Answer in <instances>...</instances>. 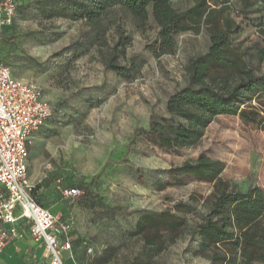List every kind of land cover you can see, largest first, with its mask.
I'll return each instance as SVG.
<instances>
[{"label":"rangeland","instance_id":"374dc122","mask_svg":"<svg viewBox=\"0 0 264 264\" xmlns=\"http://www.w3.org/2000/svg\"><path fill=\"white\" fill-rule=\"evenodd\" d=\"M39 0H17L11 24L0 23V62L13 74L40 86L55 107L54 115L37 129L29 145V174L43 192L58 195L75 219L70 231L78 264H213L208 252L189 235L167 242L160 252L142 235H131L140 215L176 211L188 202L193 211L179 212L189 226L203 220L213 182L170 171L201 153L221 160L220 176L231 186L264 191V128L239 115H219L190 147L162 148L150 132L152 115L169 117V96L188 83L191 57L207 51L206 23L175 36L173 51L159 53V25L149 8L141 19L112 4L98 21L51 16ZM185 10L195 0H171ZM230 0L226 14L240 26L232 37L249 67L264 71V0ZM213 6L219 7L215 0ZM127 37L122 49L114 46ZM111 56L139 67L118 76L107 67ZM253 104L261 107L257 100ZM78 185V200L64 199L56 186ZM41 192V195H43ZM194 197L195 199H193ZM59 209H53L58 211ZM255 264H264L256 262Z\"/></svg>","mask_w":264,"mask_h":264},{"label":"trees","instance_id":"16d2710c","mask_svg":"<svg viewBox=\"0 0 264 264\" xmlns=\"http://www.w3.org/2000/svg\"><path fill=\"white\" fill-rule=\"evenodd\" d=\"M215 1L219 7L210 0H195L185 10L173 7L171 0H39L38 5L51 16L91 22L98 21L112 4L125 7L141 19L147 18L151 8L160 27L156 44L159 53L174 50L178 33L203 23L208 25L209 47L189 59L188 83L167 100L169 117L160 121L152 115L150 122V132L160 147L179 148L200 141L206 127L219 115H239L244 122L264 128V71L256 73L249 67L233 44L232 37L240 32V26L226 14L230 0ZM261 29L264 33V24ZM126 41L127 37L121 35L114 49H122ZM259 55L264 57V46L259 47ZM107 67L127 78L139 64L133 58L129 66L122 65L111 56ZM254 100L261 107L253 104ZM223 169L221 160L201 153L195 160L185 161L170 171L172 180L177 182L182 176L213 182L202 221L189 226L179 212L188 213L194 208L188 202H179L176 211L143 213L130 234L142 235L145 244L158 252L167 242L189 235L199 243V252L209 253L213 264L264 262V191L255 185L245 190L231 186L220 176ZM38 186L33 189L36 197Z\"/></svg>","mask_w":264,"mask_h":264},{"label":"built area","instance_id":"2783aa9c","mask_svg":"<svg viewBox=\"0 0 264 264\" xmlns=\"http://www.w3.org/2000/svg\"><path fill=\"white\" fill-rule=\"evenodd\" d=\"M16 11V0H0V23L11 24ZM54 113L53 103L40 86L16 77L0 62V254L11 241L23 237L27 227L33 239L44 242L51 264H65L62 253L72 249L70 231L75 219L54 214L40 203L29 174L33 133ZM57 182L70 202L84 194L81 187L60 186L61 179Z\"/></svg>","mask_w":264,"mask_h":264},{"label":"crops","instance_id":"0c3cea01","mask_svg":"<svg viewBox=\"0 0 264 264\" xmlns=\"http://www.w3.org/2000/svg\"><path fill=\"white\" fill-rule=\"evenodd\" d=\"M56 188L62 195L58 186H56ZM36 192L38 199L49 208L51 212L62 215L63 218L71 216L67 205L61 200H55L58 195L48 190L43 192L41 187H39ZM41 192H43V195H41ZM62 197L64 198L63 195ZM57 208L59 209L58 211H53V209ZM23 223V220L19 222V224ZM22 231L24 233L23 237L11 241L3 249L0 254V264H51L50 258H48L45 253L44 242L42 240L38 241L33 239L27 227H24ZM77 236L78 234H75L74 237L71 238L73 239ZM62 259L65 264H78L73 248L69 251H64L62 253Z\"/></svg>","mask_w":264,"mask_h":264}]
</instances>
